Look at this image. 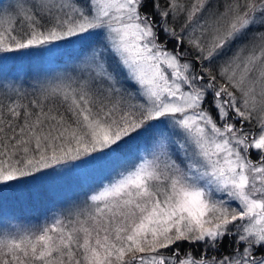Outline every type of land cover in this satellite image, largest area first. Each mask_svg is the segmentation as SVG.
<instances>
[{
  "label": "snow or ice",
  "instance_id": "obj_1",
  "mask_svg": "<svg viewBox=\"0 0 264 264\" xmlns=\"http://www.w3.org/2000/svg\"><path fill=\"white\" fill-rule=\"evenodd\" d=\"M0 264H264V0H0Z\"/></svg>",
  "mask_w": 264,
  "mask_h": 264
},
{
  "label": "trees",
  "instance_id": "obj_2",
  "mask_svg": "<svg viewBox=\"0 0 264 264\" xmlns=\"http://www.w3.org/2000/svg\"><path fill=\"white\" fill-rule=\"evenodd\" d=\"M118 163H122V162L117 161V162L110 163L109 165H107L102 170H100V169L91 170L90 172H88L87 175H81L79 177H70L53 194V198H51L50 200H46L44 202H41V203H37L35 205H23L21 214L18 212L20 205H16V206H18V209L12 205L6 206L4 209V216L6 217L5 223H7V222L10 223V224H6V226L18 225V226H23V227H38V226L42 225L43 223L48 221V219L51 217V215L54 212L58 211L59 209H62L63 207H65L67 204H69L72 201L79 202V201L84 200L86 197V194H88L90 192V191L89 192L85 191L84 195L81 194V196H78L74 199H69V196L71 194H69L67 191L66 192H61V191L70 189L72 187V185L73 186L75 185V188L79 187L81 189L84 186H86L88 184V182L91 183L93 181L92 178H94V179L97 178V181H99L94 186V187H96L102 181H104L107 177H109L108 175L110 173H112L111 171H113L114 167ZM95 173L96 174L98 173V175H96ZM105 176H106V178H104ZM103 178H104V180H103ZM69 192H70V190H69ZM61 193H63L64 196H60ZM30 206H45V210L39 212L38 214H33L31 211L26 210V209L31 208ZM36 217H38V219Z\"/></svg>",
  "mask_w": 264,
  "mask_h": 264
},
{
  "label": "rangeland",
  "instance_id": "obj_3",
  "mask_svg": "<svg viewBox=\"0 0 264 264\" xmlns=\"http://www.w3.org/2000/svg\"><path fill=\"white\" fill-rule=\"evenodd\" d=\"M136 151H137V149L136 148H133L132 149V155H135V153H136ZM120 162H122V163H118L115 167H114V169H113V171H111L112 173H110L108 176H111L112 174H114L115 173V171H117V169L118 168H120V167H122L124 164H125V162L126 161H124V160H122V161H120ZM91 171V170H90ZM89 171V172H90ZM88 174V172L86 173V174H84V175H87ZM96 174V173H95ZM96 175H98V173L96 174ZM73 177H75V176H73ZM96 177V176H95ZM104 178H106V176L104 177ZM104 178H103V180H104ZM92 182L91 183H89L88 182V184L86 185V186H82L83 188H75V185L73 186L72 185V187L70 188V189H68V190H64V191H61V192H68L69 194H71L70 196H69V199H74V198H76V197H78V196H81V194H83L84 195V192L85 191H91V189L96 185V183H98L99 181H97V178L96 179H94V178H92ZM101 181V180H100ZM95 188V187H94ZM69 190H70V192H69ZM60 196H64L63 195V193H61L60 194ZM52 198H53V196H52ZM17 209H18V206H15ZM31 208H29V209H26L27 211H31L33 214H38L39 212H41V211H44L45 210V206H30ZM20 214L22 213V206H20V208H19V211H18ZM37 219H38V217H36ZM6 224H10L9 222H7ZM23 225V224H22Z\"/></svg>",
  "mask_w": 264,
  "mask_h": 264
}]
</instances>
